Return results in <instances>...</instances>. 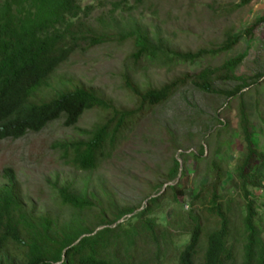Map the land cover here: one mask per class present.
Wrapping results in <instances>:
<instances>
[{
  "label": "trees",
  "instance_id": "1",
  "mask_svg": "<svg viewBox=\"0 0 264 264\" xmlns=\"http://www.w3.org/2000/svg\"><path fill=\"white\" fill-rule=\"evenodd\" d=\"M112 6L111 13L127 11V5L122 1L114 2ZM94 9L92 5L82 7L80 0H0V139H19L30 132H41L59 119L64 120L65 126L75 127L87 111L102 110L107 117L93 129L86 130L85 139L59 144L65 164L81 171L95 170L117 146L125 130L144 112L169 100L189 76L182 80L176 78L161 87L143 88L126 73L124 87L137 100L132 109L119 108L112 100L85 86L46 93L58 69L73 54L104 43L132 41L134 51L130 58L133 65H166L173 61L195 62L209 55L229 52L241 39L229 30L217 49L170 52L159 38L157 41L141 26L112 31L116 28L112 24L116 22L115 14L92 22ZM245 56L240 54L219 66L204 69L196 76L199 82L195 83L207 92H214L212 78L240 81L227 93L228 99L251 89L258 92L257 84L264 81V74L252 78L236 75ZM247 109L241 102L238 137L245 154L233 169L241 191L240 214L234 217L237 213L232 206L231 194L229 188L224 187L229 171L222 165L220 148L229 147L230 139L217 140L214 156L221 155L217 158L220 160L211 159L206 168L208 182L194 195L187 216L179 219L181 226L177 229L186 232L189 238L177 245L179 254L175 264H264V203L259 204L261 195L264 198V153L256 148ZM220 124L219 134L228 131L227 123ZM212 137L209 134L206 139L209 141ZM190 155L197 161L202 156L207 158L203 145L200 152L182 154L184 162ZM255 158L259 168L252 164ZM186 174L180 159L174 158L162 190L155 192L156 187L141 211L137 212L135 207L104 210L101 211L103 224L98 230L73 231L68 223L59 225L51 216L27 212L16 187V174L12 168H7L8 184L0 188V264H131L128 257L135 245L133 238L141 230L149 232L153 240L158 241L155 219L147 217L154 214L166 197L179 203V195L184 193L182 179ZM170 182L174 184H168ZM61 196L73 209L91 208L86 194L80 197L62 190ZM199 201L202 209L195 208ZM135 219L137 222L132 224ZM173 223L162 225L166 245L162 250H168L167 238L171 237L169 242L174 241L170 233L176 227ZM9 243L23 250L21 262L4 256ZM163 258L162 264H171L165 263Z\"/></svg>",
  "mask_w": 264,
  "mask_h": 264
},
{
  "label": "rangeland",
  "instance_id": "2",
  "mask_svg": "<svg viewBox=\"0 0 264 264\" xmlns=\"http://www.w3.org/2000/svg\"><path fill=\"white\" fill-rule=\"evenodd\" d=\"M117 1L125 3L127 11L111 13L112 4ZM80 3L82 7H95L92 22L115 14L116 22L112 24L116 28L112 31L141 26L156 40L159 38L170 52L217 49L229 30L241 37L239 44L229 52L188 63L133 65L130 58L134 51L132 41L104 43L73 54L58 69L46 93L85 86L95 89L119 108L132 109L137 100L124 87L126 73L143 88L161 87L176 78L182 80L189 76L169 100L144 112L125 130L117 146L107 153L95 170L81 171L65 164L59 144L85 139V131L93 129L108 115L99 109L87 111L75 127H67L64 120L59 119L41 132H30L19 139H0V188L8 184L5 169L12 168L19 197L27 212L35 216H51L59 225L68 223L73 231L98 230L103 224L101 211L104 210L135 207L137 212L141 211L155 188H158L155 192L162 190L173 159L179 158L187 172L182 179L184 193L179 195V203L166 197L154 214L148 215L147 218L155 219L158 241L155 242L149 232L140 230L133 238L135 245L130 251L131 257H128L131 264H162V257L165 263L175 264L179 254L177 245L189 238L186 232L177 229L181 226L179 219L187 216L194 195L208 182L206 168L211 159L216 158L217 140L230 139V146L220 148L222 157H218L223 160L224 169L229 171L224 187L229 188L232 206L237 213L234 217L240 214L241 191L233 169L245 154L238 137L241 102L248 108L256 148L264 153V81L257 84L258 92L247 90L231 99L227 93L240 81L212 78L214 92H207L195 83L199 82L196 76L204 69L219 66L240 54L246 56L236 75L252 78L264 74V0H80ZM220 122L229 125L228 131L219 134ZM209 134L213 139L208 141ZM201 145L207 158L202 156L197 161L190 155L184 162L181 155L200 152ZM252 164L259 168L257 158ZM62 190L80 197L86 194L91 208L76 210L66 205ZM261 196L259 204L263 205ZM200 203L196 204V209H202ZM170 221H174L176 227L170 230L174 241L169 242L171 237L166 239L169 243L166 251V248L162 250L166 247L162 225L166 226ZM136 222L137 219L131 223ZM23 254V250L13 243L4 250L6 258L17 262H21Z\"/></svg>",
  "mask_w": 264,
  "mask_h": 264
}]
</instances>
